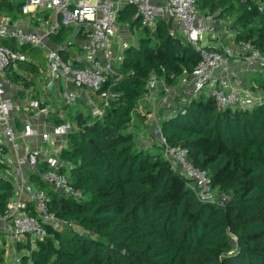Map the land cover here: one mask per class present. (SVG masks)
I'll return each instance as SVG.
<instances>
[{"label": "trees", "instance_id": "obj_1", "mask_svg": "<svg viewBox=\"0 0 264 264\" xmlns=\"http://www.w3.org/2000/svg\"><path fill=\"white\" fill-rule=\"evenodd\" d=\"M24 3L0 0V16H25ZM195 4L201 14L232 17L229 28L241 29L235 32V40H250L264 52V0H196ZM121 12L131 28L138 27L137 43L124 49L115 67L117 75L109 76L101 87V92L111 93L103 115L92 117L87 112L76 120L79 112L73 114L77 128L67 134L66 147L60 152L65 162L61 170L85 197L76 201L47 190L50 209L80 229H48L35 247L28 240L20 241L17 248L28 249L22 262L264 264V104L222 108L200 93L161 117L159 126L167 141L186 147L189 160L229 196L223 206L198 199L186 180L170 169L160 148L138 147L128 127L136 100L147 92L150 74L156 72L174 82L183 71L194 69L199 54L176 31L171 18H157L149 29L141 25L132 4ZM40 14L48 16L46 11ZM72 31L60 26L48 36L68 47L74 43L66 39ZM2 43L25 56L7 72L16 66L41 73L26 59L28 45L8 37ZM58 51L66 59L65 47ZM29 82L24 77V83ZM255 87L264 92L263 76L256 77L251 85ZM95 96L101 105L99 94ZM61 121L58 117L57 123ZM31 179L38 180V187H46L36 175ZM12 195V183L0 176V215L5 214Z\"/></svg>", "mask_w": 264, "mask_h": 264}, {"label": "built area", "instance_id": "obj_2", "mask_svg": "<svg viewBox=\"0 0 264 264\" xmlns=\"http://www.w3.org/2000/svg\"><path fill=\"white\" fill-rule=\"evenodd\" d=\"M128 3L135 7V16L141 25L149 29L155 27L157 18H171L179 25L180 35L198 52L199 60L194 69L189 73H181L182 82L190 86L191 97L205 93L222 108L246 109L264 104L262 90L242 86L234 75L219 73L228 60L236 56H240L247 69L264 71V52L253 42L237 41L236 49L226 45L219 49L203 45L204 32H211L209 38L212 39L216 28L208 22L206 15L197 10L196 0H161V5H156L154 0H128ZM22 11L52 13L55 20L49 24L47 34L60 26H67L83 27L86 35L82 44L83 64L75 65L65 61L57 48L47 47L42 34L19 29L10 17L0 16V176L13 185V195L8 199L6 212L2 216L8 221L6 229L16 241L26 235L36 241L44 239L49 234L48 229L67 230L76 226L70 219L50 209L47 191L33 185L31 175H36L45 186L64 197L76 201L85 197L83 191L72 183L67 172L61 170L65 162L60 152L66 147L67 134L77 127L73 120L66 118L54 124L50 130L36 131L31 119L39 117L45 109L34 96L18 101L8 93L7 89L11 88L12 83L5 72L10 65L23 60L25 56L8 48L2 40L8 37L19 44L47 49L44 55L48 74L44 83L46 90L49 91L59 77L69 80L74 89L63 93L66 106L76 103L82 89L99 94L102 104H94L89 108L92 117L103 115L111 93L101 92V87L109 76L117 75L115 67L122 61L123 51L129 43L116 40L115 24L119 11L116 0H25ZM36 19L40 21L41 16L37 15ZM115 43L119 47L116 48ZM156 82V75L151 73L145 85L150 94H154ZM166 99L163 97V102ZM17 119H20L22 127L20 133L17 132ZM154 132L158 134L157 145L162 157L174 173L186 180L198 199L218 206L228 202L229 196L212 185L207 172L189 160L188 149L167 141L161 133L159 121L155 123ZM36 136L43 146L27 150L22 155L17 153L21 139ZM11 264H23L22 255H14Z\"/></svg>", "mask_w": 264, "mask_h": 264}, {"label": "crops", "instance_id": "obj_3", "mask_svg": "<svg viewBox=\"0 0 264 264\" xmlns=\"http://www.w3.org/2000/svg\"><path fill=\"white\" fill-rule=\"evenodd\" d=\"M116 2L119 8V11H118L119 15H118V18L115 24L116 25V40L119 41L121 39V40H125L129 42L128 38L130 36L128 35L127 26L128 28H131V25L126 20V18L123 19L120 17V14L122 13L121 10L128 4V0H116ZM154 2L156 3V5H161V0H154ZM49 15L50 13L48 12V16ZM24 20H21V21H24ZM14 22L17 28L22 29L21 27L17 26V21H14ZM174 24L176 25L177 32L180 33L179 25L176 22ZM22 26H25V25H22ZM136 27L137 26H134L131 29L134 30L136 29ZM72 29H74V31L71 33L73 34V37H74V43H72L68 47L66 43L58 44V43H54L53 41H51V43H45V44L49 48L59 49V47H65V49L67 50V54L65 55L66 59L64 58L63 59L75 65H82L83 64L82 44L86 37L85 29L83 27H76V28L72 27ZM24 30L31 31V28L28 26V28L27 29L24 28ZM231 32L232 31L229 27H225L224 31H221V32L220 31L218 32L217 30L219 39L216 40L215 38L214 39L212 38L213 40H216V43H207L206 45L209 47L215 48V49H219L222 45H226V46L232 45L235 47V44L237 41L234 38V34H232ZM77 33H80L83 36H77ZM224 34L228 36V38L224 36L225 39L223 40ZM131 42H129V45L136 44V42L134 43L133 40ZM115 46L116 48L119 47L118 43H115ZM72 48H74V50ZM46 50L47 49L44 48V55H45ZM32 55L37 56V54H32ZM30 61L33 64H35L37 68H40L37 61H34V59H31ZM44 72L46 73V70H44ZM219 73L221 75H234L235 77H237L238 81L241 83L242 86H249V87L250 85H255L256 77H259V76L264 77L263 71L254 72V71L247 69L246 66L243 64V62L241 61L240 56H236L235 58H230L227 64L224 67H222V69H220ZM15 74H20L22 75L23 78L22 77L16 78ZM41 74L42 73H40L39 75H36L33 72L24 71L22 69L17 68L16 66L14 67L12 71L5 72L7 79L9 80L10 83H12L11 88H8L7 91L10 95L16 98V100L25 101V98L29 96H34L41 101V106L45 109V111L39 117L31 119V123L37 132L50 130L54 124H57L58 117L59 119L63 120V119L68 118V117H65L66 115L70 116L69 119H71V116L75 114L76 112H79L82 114V112H80L76 108L69 110L68 108L70 106H66L64 103L63 93L68 90L74 89V86L69 80L65 79L64 77H59L55 79V82H54L55 85L52 88L55 87L58 92H57V95L55 94V96H53L52 94L50 96L49 93L51 92L52 88L49 91L46 90V87L44 85L45 76L41 78ZM24 77H25V80H30L29 84L24 83ZM246 81L249 85L246 84ZM178 86L179 87L175 86V90H174L175 95L177 97H179L180 95H183V93H186V96L191 97V89L188 84L182 85L181 83H178ZM160 94H161L160 101L159 103H157V105L156 103H154L156 101L153 100L152 98H146L147 97L146 94L137 100L136 107H135V113L132 119L133 127L131 126L128 127L129 128L128 130L134 131V129H141V128L143 129L139 131L140 140L137 142L138 147L140 148H146L150 150L159 149L157 147L158 145H156L155 132L152 131V134H149V132L147 131V128L149 129V127L145 125L151 119H152V123L158 122L161 119V117H164L168 115L169 113H171L175 107V106L171 107L172 106L171 102H172V98L174 97V94L172 95V93H165V92L164 94L163 93H160ZM155 96H153V94H150V97L154 98ZM163 97H167L166 102H163L162 100ZM185 99H183V101L181 102L184 103ZM77 100L82 102V104L87 107V112H89V108L92 105L98 104L99 102L95 94L92 91L87 90V89H82L79 91V97L77 98ZM166 107H168L169 109ZM143 116H146L147 120L144 121L145 118ZM158 116H160L159 120H157V118H159ZM16 124H17V132L20 133L21 131L19 130V128L21 127L20 119L16 120ZM39 127H43V129H39ZM20 142H21L20 147L17 149V153L20 155H22L27 150L35 149L40 146H43V142L39 141L38 136L31 137L25 140L21 139ZM55 143H58V141H56ZM24 172L26 174L25 169H24ZM7 225H8V221L5 220L2 215H0V234L4 235L5 237L10 238L12 241H16V239H14V237L6 229ZM21 240L20 241L22 243H25L24 238L23 239L21 238ZM20 241H16V248ZM0 249L4 255L5 249L4 248H0ZM14 252H10L9 254L11 255ZM12 260L13 258H10V257L5 258L4 256H2V260H0V262H2L3 264H11Z\"/></svg>", "mask_w": 264, "mask_h": 264}, {"label": "rangeland", "instance_id": "obj_4", "mask_svg": "<svg viewBox=\"0 0 264 264\" xmlns=\"http://www.w3.org/2000/svg\"><path fill=\"white\" fill-rule=\"evenodd\" d=\"M14 1H22V0H14ZM37 15L40 16L41 14L39 12L38 13L37 12L36 13H26L25 16L11 17V19L14 20V21H17V26L18 27H21L22 29H24V28L27 29L28 26H29L31 28V32L33 31L34 33L42 34L44 36V42L45 43H51V40H50V38H49V36L47 34V31L49 30V24L53 23L54 20H55L54 16H53L52 13H50L49 16L44 17L43 16L44 13H43V15L41 16V20L38 21L36 19ZM206 16L208 17V22H210V24H212L216 28V34L214 35L215 36L214 38L216 40L219 39V37L217 36L218 35L217 34V30H218V32L219 31L220 32L224 31V28L225 27H229V25L232 24V20H233V18L228 16V15H226L225 17H216V16H213V15H206ZM21 20H24V21H21ZM118 21H119V19H118ZM22 25H25V26H22ZM175 29L177 31L176 25H175ZM72 30L74 31V29H72ZM137 30H138V27H136V29L133 30L131 28H128V26H127L128 35L130 36L128 38L129 42H131L133 40L134 43L135 42L137 43V34H136ZM237 30H241V29H239L238 27H236V28L232 27V29H231L232 32L231 33L235 34V32ZM210 34H211V32H207V31L204 32L203 40H202L203 45H206L207 43H216V40H213L214 38L213 39L209 38ZM224 36H226V35L225 34L223 35V40L225 39ZM226 38H228V36H226ZM66 39L69 42H71V41L74 42L73 34H70L68 36V38H66ZM131 43H133V42H131ZM228 46H231V47H233V49H236V47H234L232 45H228ZM27 47L29 48L30 51L28 50V52L26 53V59L29 60V61L31 59H34V61H37V63L39 64L41 73H42L41 74V78H43L45 76L44 77V83H45V81H47V79H48V76H47L48 74L44 72V70H46L45 69V60L43 59V57H44L43 56L44 55V48L35 47V48H31L30 49L29 46H27ZM72 49L74 50V48H72ZM31 53L32 54H37V56L32 55ZM152 74H155L156 77H157V82L154 84V88H153V90L155 91L153 96H155V95L156 96L154 98L150 97V93L148 91L146 93L142 94V96H144L146 94L147 95L146 98H152L153 100H155L156 102H154V103H156V105L160 101V95H161L160 93L164 94V92L165 93H172V95L174 94V97L172 98V102H171L172 103L171 107H173V106H175V107L176 106H181L183 104V102H181V101H183V99L191 98L189 96H186V93H183V95H180L179 97H177L175 95V92H174L175 86L179 87L178 83H181L182 85H185V83L182 82V78H181L182 74L179 75L178 77H176V81H174V82H168L164 78V76H161L160 74L158 75V73H156V72H152ZM246 84H248L247 81H246ZM57 92H58L57 89L54 87V88H52V90H51V92L49 94H50V96L52 94H53V96H55V94L57 95ZM205 92H206V90H205ZM136 103H137V100H136ZM135 107H136V104H135L134 109L132 111V119H133V116H134V113H135ZM73 108L78 109L84 115L87 114V107L85 105H83L82 102H80L78 100L76 101V103L74 105H70V107L68 109L70 110V109H73ZM166 108H168V107H166ZM65 117L69 118L70 116L66 115ZM143 117L145 118L144 121L147 120L146 116H143ZM158 117L159 118H157V120L160 119V116H158ZM52 123H53V121H52ZM130 126L133 127V122L132 121H131L129 127ZM145 126L149 127V129L147 128V131L149 132V134H152V131L154 132L155 123L154 122L152 123V119L149 120L148 123ZM39 129H43V127H39ZM19 130H22V127H20ZM141 130H143V129L142 128L141 129H134L135 135L133 136V139H132L133 142L137 143L140 140V132L139 131H141ZM155 135H156V145H157L158 134L155 133ZM31 181H32L33 185H35V186L39 185L38 180L31 179ZM44 189L45 190H48V189L52 190L49 186H46ZM79 229L80 228L76 225L72 230H79ZM23 238H24L25 242H27V240H28V243L30 244V247H35V243H36L35 241L30 239L28 236H24V237H22V239ZM0 248H4L5 249L4 255H3V252H2V254H0V257L4 256L5 258L6 257L13 258V256L16 255V254L17 255H23L25 253L27 254V252H28V249H26V248H22V249L21 248H16V241H12L10 238L5 237L4 235H1V234H0ZM0 252H1V249H0ZM10 252H14V253H12L10 255L9 254ZM23 264H25V263L23 262Z\"/></svg>", "mask_w": 264, "mask_h": 264}, {"label": "water", "instance_id": "obj_5", "mask_svg": "<svg viewBox=\"0 0 264 264\" xmlns=\"http://www.w3.org/2000/svg\"><path fill=\"white\" fill-rule=\"evenodd\" d=\"M81 116H82V114L81 113H78L76 120H78V118H80ZM84 234H86V233L84 232Z\"/></svg>", "mask_w": 264, "mask_h": 264}]
</instances>
